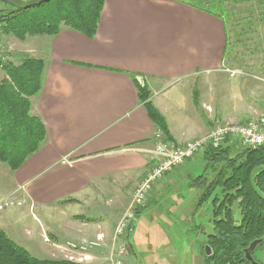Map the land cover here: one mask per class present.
<instances>
[{
  "label": "crops",
  "instance_id": "0c3cea01",
  "mask_svg": "<svg viewBox=\"0 0 264 264\" xmlns=\"http://www.w3.org/2000/svg\"><path fill=\"white\" fill-rule=\"evenodd\" d=\"M227 38L219 16L177 0H105L93 38L62 25L55 35L16 39L19 62L29 55L46 63L42 89L30 98L46 136L16 170L0 160V199L21 203L0 212V229L38 259H54L45 237L66 243L103 234L105 243L89 254L104 258L116 217L154 162L150 150L160 129L140 87L150 91L176 144L209 133L214 119L240 114L234 122H241L264 114V84L223 70ZM201 153L160 178L138 214L153 201L156 185L177 183ZM116 201L121 206L110 222L107 211ZM24 208L37 223L38 241L23 240ZM129 237L126 259H132Z\"/></svg>",
  "mask_w": 264,
  "mask_h": 264
},
{
  "label": "trees",
  "instance_id": "16d2710c",
  "mask_svg": "<svg viewBox=\"0 0 264 264\" xmlns=\"http://www.w3.org/2000/svg\"><path fill=\"white\" fill-rule=\"evenodd\" d=\"M0 1L5 6V9L0 10V33L20 40H25L28 36L55 35L62 25L93 38L105 2L51 0L20 10L3 0ZM177 1L219 16L226 28L227 19L231 15L226 9L227 4L230 1L235 4L245 2ZM227 54L228 51L226 56ZM2 68L6 76L0 80V160L7 163L12 170H16L40 148L46 136L43 122L31 113L30 101V98L42 89L46 63L41 58L27 55L18 64L9 61ZM195 94L197 95V92ZM139 97L158 129L170 139L168 124L150 101V91L146 87H140ZM234 147L232 143L227 142L218 148H206L204 158L207 166L204 170H212L216 175L212 180L199 176L203 182H197L204 188L197 205L201 206L210 199L212 202L213 228L207 234L206 240L212 252L210 256H206V261L210 264H252L245 251L251 242L264 237V146L242 148L233 155ZM235 206L239 209L238 218L235 215ZM262 245L264 240L252 253L254 260L259 264L264 263L258 261L255 254ZM0 264L79 263L38 259L0 229Z\"/></svg>",
  "mask_w": 264,
  "mask_h": 264
},
{
  "label": "rangeland",
  "instance_id": "374dc122",
  "mask_svg": "<svg viewBox=\"0 0 264 264\" xmlns=\"http://www.w3.org/2000/svg\"><path fill=\"white\" fill-rule=\"evenodd\" d=\"M3 9H5V6L0 1V10ZM226 9L232 16L228 17V24H226V26L228 25V28H226L228 54L225 57L226 65L223 70L225 71L228 68H244L251 73L261 74L260 69L264 68V0H245L243 4H235L230 1ZM16 39L11 36L6 37L0 33V58L3 59L0 61V80L6 76L2 68L5 63L12 61V59L16 61L15 64L20 61L18 60L20 55L16 58L17 47L15 43L18 42ZM214 78H216L220 86L226 85V82H223V78L220 75H214ZM245 78L251 79L250 77ZM254 81L257 86L264 84L257 80ZM234 116L233 121H237L238 118L242 117L240 114H234ZM225 117L228 119L227 115ZM218 120L223 121L220 118ZM218 120L214 119V126L218 124ZM227 142L235 146L233 155L237 154L239 149L246 148L239 138L228 140ZM204 150L201 153L202 155H204ZM206 166V159L204 156H200L191 167L181 171L180 175L175 177L177 183H174V180L165 179L163 185H156L157 189L153 201L146 207L143 213L138 214L139 212L137 211L133 223L134 228L129 237V242L132 245V259H125L127 260L126 264H205L201 260V249L203 243L207 240V234L213 228L212 202L210 199L201 206L197 205L204 188L201 189L195 183L200 182L202 177H208L209 180L215 177L216 172L212 170H207L206 172L204 170ZM134 191L120 217H116L115 222L113 221L116 223L114 230L123 214L126 213ZM0 204V212L7 208L12 209L18 205L21 206L19 201L13 200L11 197L0 199ZM113 205H115V209L107 211L110 222L118 211L117 208L121 206L117 201ZM24 210L27 219H21L20 224H18L21 228V234H23V240L26 237H33L34 241H38L37 228L34 225L37 223L32 218L29 209L24 208ZM105 210L107 208L102 204L100 212H105ZM234 211L236 218L240 217L239 209L236 206ZM91 214L98 216L99 212L94 209ZM45 239L52 246V254H54L52 257L55 260H67L65 258L71 255L72 250L61 247L66 246L69 242L78 243L79 245H89L90 242L105 243V236L103 240H100L95 235L94 238L69 240L66 243H55L48 237H45ZM166 244L170 247H165ZM94 248L97 247H93L92 249ZM90 252L93 253L94 251ZM255 256L258 261L264 263V245L256 251ZM102 262L103 258H99L98 254H93L91 259L78 263L102 264Z\"/></svg>",
  "mask_w": 264,
  "mask_h": 264
},
{
  "label": "built area",
  "instance_id": "2783aa9c",
  "mask_svg": "<svg viewBox=\"0 0 264 264\" xmlns=\"http://www.w3.org/2000/svg\"><path fill=\"white\" fill-rule=\"evenodd\" d=\"M3 59L0 58V61ZM231 78L237 76L250 77L264 83V74H255L246 71L244 68L225 69ZM141 81V80H140ZM239 138L249 148L264 146V114L249 118L245 122L220 121L212 130L201 138L191 139L184 144H176L165 137L162 131L155 132V146L150 152L153 155V165L148 170L144 179L137 185L133 197L129 203L126 213L123 214L116 226L112 236V246L103 258L102 264H126V257L129 254L127 239L137 215V211L148 201L154 184L165 174L175 168L182 166L189 159L199 155L205 148H218L228 140ZM1 207V204H0ZM97 238L104 239L103 234ZM88 244V243H87ZM101 242H90L89 245H79L69 242L65 249H70L71 255L65 258L71 262L82 263L93 257L89 250L93 247H100Z\"/></svg>",
  "mask_w": 264,
  "mask_h": 264
},
{
  "label": "water",
  "instance_id": "95a60500",
  "mask_svg": "<svg viewBox=\"0 0 264 264\" xmlns=\"http://www.w3.org/2000/svg\"><path fill=\"white\" fill-rule=\"evenodd\" d=\"M4 2H6L7 4L11 5L12 7L16 8V9H28L34 6H38L41 5L43 3L49 2L51 0H3ZM264 237L260 238V239H256L253 242H251V244L249 245V247L246 249V257L252 262V264H259L258 262H256L252 256V253L254 252V250L257 248V246L263 242ZM206 253L210 254L211 253V248L209 245H206Z\"/></svg>",
  "mask_w": 264,
  "mask_h": 264
},
{
  "label": "flooded vegetation",
  "instance_id": "af4514ba",
  "mask_svg": "<svg viewBox=\"0 0 264 264\" xmlns=\"http://www.w3.org/2000/svg\"><path fill=\"white\" fill-rule=\"evenodd\" d=\"M148 202V201H147ZM147 202H146V204H147ZM145 204V205H146ZM205 244H206V241L203 243V245H202V249H201V260H202V262H204L205 264H210V263H208L207 261H206V256H210L211 254H212V252L210 253V254H208V253H206V251H207V249H206V247H205Z\"/></svg>",
  "mask_w": 264,
  "mask_h": 264
}]
</instances>
